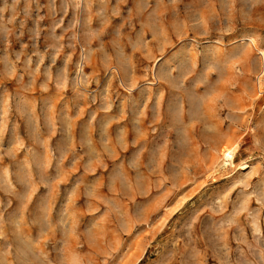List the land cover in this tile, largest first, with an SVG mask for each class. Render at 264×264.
<instances>
[{"label": "rangeland", "instance_id": "rangeland-1", "mask_svg": "<svg viewBox=\"0 0 264 264\" xmlns=\"http://www.w3.org/2000/svg\"><path fill=\"white\" fill-rule=\"evenodd\" d=\"M0 264H264V0H0Z\"/></svg>", "mask_w": 264, "mask_h": 264}, {"label": "bare ground", "instance_id": "bare-ground-1", "mask_svg": "<svg viewBox=\"0 0 264 264\" xmlns=\"http://www.w3.org/2000/svg\"><path fill=\"white\" fill-rule=\"evenodd\" d=\"M254 45V44H253ZM238 146H232V147H227L222 151L221 158H222V164L223 165H229L232 164L235 160V156L238 151ZM221 164V165H222ZM246 165V164H245ZM244 165V166H245Z\"/></svg>", "mask_w": 264, "mask_h": 264}]
</instances>
